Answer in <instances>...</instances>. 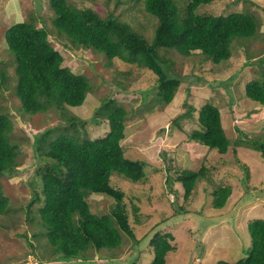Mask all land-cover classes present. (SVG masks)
<instances>
[{
	"label": "rangeland",
	"instance_id": "rangeland-1",
	"mask_svg": "<svg viewBox=\"0 0 264 264\" xmlns=\"http://www.w3.org/2000/svg\"><path fill=\"white\" fill-rule=\"evenodd\" d=\"M68 1L77 7H90L102 17L112 13L134 24L147 39L153 36L156 18L145 12L143 0ZM230 1L234 2L227 5ZM176 2L182 6L186 0ZM250 2L214 0L196 8L199 14L212 15L250 9L259 19V35L235 37L227 60L215 63L200 51L184 55L174 48H159L162 68L181 79L173 99L161 105L154 86L155 75L150 70L116 57L107 58L92 47L79 46L54 24L50 0H0V67L7 81L5 86L10 89V92L2 91L0 106L12 120L10 138L19 147L16 171L0 177L1 189L11 208L0 214V264H35L37 258L32 250L42 257L41 264H126L133 258L145 264L153 256L149 238L156 231H168L175 236L176 248L168 252L167 264H215L220 259L233 262L244 256V251L251 246L247 221L264 218V159L240 139L244 133L264 142V106L244 94L245 84L261 75V62L252 61L264 57V0ZM30 14L35 15L36 25L48 30L50 42L63 56V65L89 78L91 89L83 104L66 109L67 117L76 115L83 121L87 119L84 125H77L82 136L95 138L105 134L106 120L101 118L95 124L90 118L95 106L111 95L127 112L124 136L120 140L124 153L162 169L150 171L146 179L138 182L117 172L111 175V184L124 193L123 201L135 238L122 232L118 247L89 249L84 253L85 258L50 255V245L39 225L38 203L30 208L26 206L31 198V174L35 166L32 137L45 129H52L50 136L53 137L58 132L57 124L59 128L66 125L56 107L29 114L19 109V99L11 93L17 76L14 54L4 45V30L12 22L27 20ZM114 86L120 92L115 93ZM206 102L219 108L229 139L225 153L199 145L187 136L192 129L200 128L198 116ZM188 105L192 107L190 115L178 120L179 127L170 125L172 118L188 111ZM235 143L236 153H233L231 148ZM236 159L249 168L251 190L244 194L245 203L232 210L245 191L243 171ZM201 161L211 168L214 184L231 186V194L221 209L212 206L210 183L197 182L193 194L184 200L180 182L171 178V184L166 182L163 164L173 173V169H196ZM87 201L91 211L97 214L109 213L114 204L112 197L95 193H89ZM22 232H26L30 242H26Z\"/></svg>",
	"mask_w": 264,
	"mask_h": 264
},
{
	"label": "trees",
	"instance_id": "trees-1",
	"mask_svg": "<svg viewBox=\"0 0 264 264\" xmlns=\"http://www.w3.org/2000/svg\"><path fill=\"white\" fill-rule=\"evenodd\" d=\"M213 1L186 0L181 6L176 0H143L145 12L156 18L151 39H147L134 24L112 13L102 17L90 7L78 8L68 0H50V7L55 16L54 24L78 42L79 46L92 47L103 52L107 58L116 57L150 70L155 75L158 102L166 105L173 99L181 79L168 74L160 65V47L174 48L184 55L200 51L218 63L230 57V45L235 37L255 38L260 33L259 19L250 9L226 15L196 12L200 4ZM232 2H227V5ZM35 19V15L30 14L27 20L12 22L4 30V45L14 54L17 76L16 86L11 93L19 99V109L29 114L46 112L56 107L66 125L59 128L57 124L55 129L58 132L53 137L50 136L52 129L38 131L32 137L35 166L31 174V198L26 206L30 208L38 203L36 211L40 218L39 225L50 245V255L58 253L64 258H74L75 255L85 258L84 253L89 249L99 251L118 247L122 232L135 238L123 201L124 193L111 184V175L117 172L138 182L146 179L150 171L162 169L150 166L143 158L130 157L124 153L120 140L124 136L127 112L124 105L117 103L111 95L95 106L90 118L95 124H99L101 118L106 120L105 134L95 138L82 136L77 125H84L87 119L83 121L76 115L67 117L66 109L67 106L80 107L83 104L91 89L89 78L63 65V56L50 42L48 30L36 25ZM252 62H261V75L245 84L244 94L264 106V57ZM6 82L0 67V96L3 90L10 92L5 86ZM114 88L115 93L120 92L117 86ZM191 108L188 105V111L172 118L170 125L179 127L178 120L190 115ZM198 123L200 128L192 129L188 138L208 149L225 153L229 148V139L222 126L218 106L204 103ZM12 129L11 118L0 106V177L16 171L19 147L10 138ZM240 139L264 159V142L244 133ZM236 144L231 148L233 153H236ZM236 162L243 171L245 191L232 210L245 203L247 198L244 194L251 190L247 164L238 159ZM163 165L167 172L166 182H180L184 200L193 194L197 182L204 181L212 184L210 194L214 208L221 209L227 202L231 186L214 184L211 168L204 161L196 169H173V173L169 172L168 166ZM89 193L112 197L114 204L109 213L92 212L87 201ZM9 209V199L0 186V214ZM27 212L28 209V218ZM247 231L251 246L244 251V256L233 262L220 259L215 264H264V218L249 219ZM21 234L28 242L26 232ZM149 245L153 256L145 264H167L168 252L176 248L175 236L168 231L153 232ZM32 251L37 258L35 264H41L42 257ZM126 264L142 263L133 258Z\"/></svg>",
	"mask_w": 264,
	"mask_h": 264
},
{
	"label": "bare ground",
	"instance_id": "bare-ground-1",
	"mask_svg": "<svg viewBox=\"0 0 264 264\" xmlns=\"http://www.w3.org/2000/svg\"><path fill=\"white\" fill-rule=\"evenodd\" d=\"M77 7V6H76ZM79 8V7H78Z\"/></svg>",
	"mask_w": 264,
	"mask_h": 264
},
{
	"label": "crops",
	"instance_id": "crops-1",
	"mask_svg": "<svg viewBox=\"0 0 264 264\" xmlns=\"http://www.w3.org/2000/svg\"><path fill=\"white\" fill-rule=\"evenodd\" d=\"M6 29V28H5Z\"/></svg>",
	"mask_w": 264,
	"mask_h": 264
}]
</instances>
